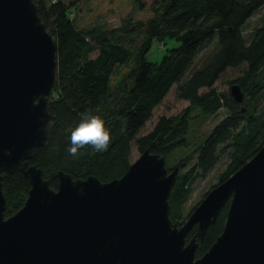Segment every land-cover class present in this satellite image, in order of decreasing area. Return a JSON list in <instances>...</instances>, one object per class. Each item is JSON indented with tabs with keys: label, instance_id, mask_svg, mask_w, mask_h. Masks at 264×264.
Returning <instances> with one entry per match:
<instances>
[{
	"label": "water",
	"instance_id": "95a60500",
	"mask_svg": "<svg viewBox=\"0 0 264 264\" xmlns=\"http://www.w3.org/2000/svg\"><path fill=\"white\" fill-rule=\"evenodd\" d=\"M56 68L55 41L33 0H0V264H264V144L179 225L168 202L179 167L149 150L106 182L58 169L51 188L30 159L47 140ZM229 93L242 102L238 84ZM16 170L30 189L6 217L2 176ZM226 204L221 233L196 256Z\"/></svg>",
	"mask_w": 264,
	"mask_h": 264
},
{
	"label": "trees",
	"instance_id": "16d2710c",
	"mask_svg": "<svg viewBox=\"0 0 264 264\" xmlns=\"http://www.w3.org/2000/svg\"><path fill=\"white\" fill-rule=\"evenodd\" d=\"M33 2L46 27L41 8L36 0ZM45 4L49 8L54 5L48 0ZM151 8L153 15L146 24L149 41L144 46V54L153 39L173 38L179 41V46L170 49L171 52L168 50L160 63L146 60L143 54L140 56L127 90L126 105L119 111L122 127L119 126L118 131L109 129L108 149L94 152L90 145H85L72 157L67 152L70 129L85 112L101 117L110 101L113 70L116 65L126 63L131 52L122 42L99 37L94 30H77L69 13L65 9L58 11L54 30L57 68L52 88L58 86L62 97L58 99L59 110L58 106L54 107L58 101H50L47 106L50 114H55L52 118L60 113L62 121L58 127L47 125V140L43 146L33 149L30 163L42 169L51 188L57 186L58 169L73 178L93 175L106 182L122 176L127 170L131 143L140 153L149 150L166 158L187 145L186 135L194 108L203 117L225 108V116L198 146L193 166L182 173L179 169L176 175L168 202L170 218L179 225L187 217L182 215V206L197 178L205 177L225 155L228 161L219 176V182L223 181L264 144V14L248 37L242 32L247 20L264 8V0H153ZM206 50L196 64L198 55ZM241 65H245V69L231 82L238 84L243 92L242 102L237 103L230 93L218 91L214 84L227 68ZM173 86L175 98L186 101L187 106L176 114L158 117L150 130L140 134L154 108ZM166 166L173 168L167 161ZM1 183L7 217L22 206L30 183L20 170L4 173ZM226 211L227 204L198 242L196 256L206 252L221 233ZM194 233L195 228L189 237Z\"/></svg>",
	"mask_w": 264,
	"mask_h": 264
},
{
	"label": "rangeland",
	"instance_id": "374dc122",
	"mask_svg": "<svg viewBox=\"0 0 264 264\" xmlns=\"http://www.w3.org/2000/svg\"><path fill=\"white\" fill-rule=\"evenodd\" d=\"M36 1L38 7L41 8V16L46 24V29L53 39H55L54 30L59 18L58 11L61 12L65 9L77 30L81 32L94 30L99 37H105L112 42H122L130 50L131 56L129 60L124 64L116 65L113 70L110 78V101L101 114L105 127L108 130L115 128L118 131L119 126L122 127L119 111L126 105L127 90L133 81L140 56L143 54L146 60L160 63L163 56L168 53V50L171 52L170 49L179 46V41L173 38H166L165 41L153 39L144 54V46L149 41L146 36V24L153 15L151 10L153 0H56L55 2L48 0L50 4H54L51 8L46 6L45 0ZM263 14L264 8H261L247 20L242 27L245 37H248L252 30L261 23ZM206 53L207 50L198 55L196 64L201 61ZM244 69L245 65L237 68H227L215 82V88L220 92L229 93L232 80L240 76ZM59 92L61 93L58 86L53 87L48 95V103L50 101L56 103L62 97ZM57 103L58 105L54 107L56 109L58 106L59 110L60 102L58 101ZM187 104L186 101L175 98V86L171 87L164 100L154 108L150 120L146 122L140 134L150 130L158 117L176 114L186 107ZM59 114L53 119L52 115L54 116L55 114L51 113L48 126H60L62 118H60ZM225 114L226 109L221 108L214 115L203 117L198 112V109L194 108L186 135L187 145L167 156L165 158L167 165L169 167L178 166L180 173L189 170L195 163L198 146L203 138ZM109 133H111L110 130ZM139 155L140 152L135 144L131 143L128 149L129 163H132ZM227 161V157L223 155L205 177L197 178L192 183L191 193L182 206L183 217L188 215L191 209L204 197L205 193L219 182V176L225 170Z\"/></svg>",
	"mask_w": 264,
	"mask_h": 264
},
{
	"label": "clouds",
	"instance_id": "9594fccd",
	"mask_svg": "<svg viewBox=\"0 0 264 264\" xmlns=\"http://www.w3.org/2000/svg\"><path fill=\"white\" fill-rule=\"evenodd\" d=\"M68 139L67 152L71 156L78 155L85 145H90L94 152L102 153L109 147L110 133L100 116L85 112L70 129Z\"/></svg>",
	"mask_w": 264,
	"mask_h": 264
},
{
	"label": "built area",
	"instance_id": "2783aa9c",
	"mask_svg": "<svg viewBox=\"0 0 264 264\" xmlns=\"http://www.w3.org/2000/svg\"><path fill=\"white\" fill-rule=\"evenodd\" d=\"M50 1L55 2L56 0H50Z\"/></svg>",
	"mask_w": 264,
	"mask_h": 264
}]
</instances>
